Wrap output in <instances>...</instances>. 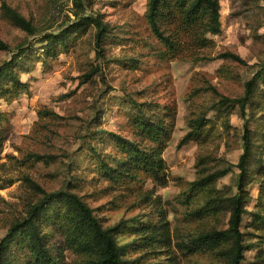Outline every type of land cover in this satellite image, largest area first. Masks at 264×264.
<instances>
[{
  "label": "rangeland",
  "instance_id": "1",
  "mask_svg": "<svg viewBox=\"0 0 264 264\" xmlns=\"http://www.w3.org/2000/svg\"><path fill=\"white\" fill-rule=\"evenodd\" d=\"M6 1L38 30L57 31L65 21L74 19L73 11H81L98 16L112 32L102 42V55H97L95 27L91 25L57 55L47 58V63L33 57L29 70L20 73L21 79L29 83V91L8 101L0 98V111L6 117L3 127H7L0 149V237L9 222L38 196L25 182V176L47 191L71 185L104 226L118 222L135 224L161 209L170 222L172 236L176 230L179 234L188 229L190 225L184 221L185 204L179 199L181 183L196 177L195 161L202 155L214 154L230 163L237 161L242 151L243 128L238 107L227 116L231 127L226 129L218 123L215 135L202 144L190 140L179 146L178 141L188 130L186 121L191 113L206 110L211 117L214 111L209 107L221 95L239 96L243 82L264 61V36H255L264 34V0H220L221 32L211 36L215 47L205 52L215 55L231 51L245 63L230 58L161 62L154 56L153 48L158 43L144 19L146 0H83L82 8L75 7L72 0ZM36 37L5 19L0 7V40L9 47L0 48V63L22 42L38 47ZM33 49L38 54L41 51ZM93 69L94 73L87 76ZM130 99L175 111L173 132L163 151L170 180L167 185L156 187L147 180L144 186L153 189V197L160 196L158 208L140 199L137 190L112 188L106 181L96 180L86 156L89 144L105 151L112 147L106 140L91 138L93 131H102L105 139L106 131L132 137L125 114L130 109L127 103ZM45 110L49 112L40 115ZM31 152L53 157L47 158V162L34 161L27 157ZM236 171L234 167L223 170L217 185L233 192ZM248 187L251 193L248 209H251L259 186L253 183ZM224 226L223 222L220 227ZM242 228L250 229L243 225ZM143 235L145 232L127 231L117 236L119 245H126L125 258L135 260L133 264L220 262L209 253L183 255L173 245L137 246L135 243H142ZM255 251H246L241 264H250ZM66 255L69 259V254Z\"/></svg>",
  "mask_w": 264,
  "mask_h": 264
},
{
  "label": "trees",
  "instance_id": "2",
  "mask_svg": "<svg viewBox=\"0 0 264 264\" xmlns=\"http://www.w3.org/2000/svg\"><path fill=\"white\" fill-rule=\"evenodd\" d=\"M82 8L83 0H72ZM1 15L28 35H37L35 43L16 45L8 59L0 63V98L8 101L21 92H28V82L20 77L33 65V57L47 63L65 49L67 43L89 26L95 27L94 45L102 55V42L109 38L110 27L98 16L73 11L74 19L64 22L57 31L38 30L6 0H0ZM220 0H146L144 19L158 47L154 56L161 62L184 60L198 62L213 58H230L245 63L237 53L220 51L209 55L205 51L215 47L212 35L221 32ZM255 36L258 35L255 33ZM0 48L8 49L0 40ZM33 48H40L36 53ZM96 68V67H95ZM94 69L87 74L91 76ZM125 111L131 125L132 137L115 131H93L91 138L106 140L110 151L88 146L86 153L90 171L95 179L107 182L108 187H121L139 191L140 199L158 208L159 195L153 189H144L150 180L152 187L167 185L170 180L163 151L174 128V110L160 104L127 101ZM238 107L243 120L242 151L235 163L226 162L214 154L202 155L195 161L196 177L183 181L179 199L185 204L184 221L190 227L172 236L170 222L161 209L146 220L135 224L118 222L104 226L94 209L71 188L63 185L47 191L37 182L24 177L27 185L38 196L27 204L24 211L14 217L0 237V264H133L125 258L126 245H119L117 236L127 231L145 232L137 246L173 245L178 253L195 255L209 253L218 264H241L248 250H256L250 264H264V61L243 82L242 93L237 97H221L206 110L191 113L186 121L188 130L178 145L195 140L202 144L215 135L218 123L231 127L227 116ZM49 111H41L40 115ZM5 114L0 111V149L7 127ZM250 123L255 126L251 127ZM257 141L259 143H257ZM86 142L89 143L87 140ZM88 145V144H87ZM34 161H45L53 155L31 152ZM236 168L234 191L229 193L217 181L223 170ZM258 185L251 209L249 185ZM224 227H220L222 223ZM243 227L250 229L244 230ZM249 237V238H248ZM69 254V259L66 254Z\"/></svg>",
  "mask_w": 264,
  "mask_h": 264
}]
</instances>
